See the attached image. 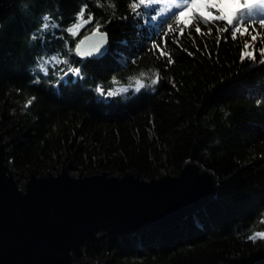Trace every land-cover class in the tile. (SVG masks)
<instances>
[{"label":"trees","instance_id":"obj_1","mask_svg":"<svg viewBox=\"0 0 264 264\" xmlns=\"http://www.w3.org/2000/svg\"><path fill=\"white\" fill-rule=\"evenodd\" d=\"M133 2L12 0L0 11V119L13 140L11 165L56 169L66 157L74 170L153 178L197 160L218 176L211 201L166 226L101 234L86 254L112 255L113 264H264V239L248 238L264 232V28L257 23L233 38L231 27L220 31L225 21L196 18L192 27L179 26L180 36L171 13L181 9L166 10L170 0L141 6L140 15ZM82 8L87 23L78 18ZM45 15L56 27L41 30ZM77 23L79 31H67ZM169 24L177 31L168 32ZM97 27L108 35V50L74 53L68 65L80 75L35 67L46 52L71 53ZM245 51L256 59L242 58ZM136 79L146 85L139 91ZM113 90L118 94L107 95Z\"/></svg>","mask_w":264,"mask_h":264},{"label":"water","instance_id":"obj_2","mask_svg":"<svg viewBox=\"0 0 264 264\" xmlns=\"http://www.w3.org/2000/svg\"><path fill=\"white\" fill-rule=\"evenodd\" d=\"M11 2L0 0V11ZM93 32L80 40L82 51L100 41ZM106 39L91 57L108 50V35ZM1 120L0 264H113V257H89L84 246L101 233L114 238L169 225L217 195L218 176L192 159L178 173L146 178L136 170L82 169L74 174L65 157L56 171L29 166L31 173L21 184L22 171L11 165Z\"/></svg>","mask_w":264,"mask_h":264},{"label":"snow or ice","instance_id":"obj_3","mask_svg":"<svg viewBox=\"0 0 264 264\" xmlns=\"http://www.w3.org/2000/svg\"><path fill=\"white\" fill-rule=\"evenodd\" d=\"M160 0H134V2L130 5V8L133 12H136L137 15H140L139 12H137L138 9L141 8V6L146 5H152L155 3H159ZM114 7V5H112ZM176 8L181 9L178 12L171 13L172 16L175 17V22L177 26L183 25L184 27H192V22L194 19L199 18L201 22H204L205 24L212 22L215 23L216 21H225L226 25L223 29H220V31H228L231 27V34L233 35V38H235V35L237 33H243L248 34L249 32V26L252 28H255L256 24L259 23V25L264 28V0H184L183 3H177L176 0H170L169 3H166V10ZM257 16H260L261 18L259 20L256 19ZM78 18L83 23H87L88 21L84 20V9L82 8L80 13H78ZM43 24L41 26V30H47L50 26L56 27L54 23L50 25L51 17L48 15H45L43 18ZM91 17H89V20ZM82 26L81 23L74 24L72 27L68 28L67 31L70 33L75 34L77 30ZM196 32H201V29L199 26H195L194 29ZM177 29L173 27L172 24L168 25V32H176ZM99 35L100 41L96 44H93L91 46V50L88 52L81 50V45L84 43V41H80V43L76 47V52L81 55H94L96 53H99L101 51V48L104 46V44L107 43V34L101 33L99 30V27L96 28V30L93 32V36ZM168 33H164V43L166 45ZM179 35H184V28L179 27ZM35 39V36L33 37ZM257 39V35H252L251 40L255 41ZM153 49L158 50L159 54L161 56L167 57V63L171 64L174 61L171 59L170 53L166 52L164 48L161 47L160 44L153 41L152 45ZM251 45L245 44V48H249ZM261 54L264 55V48L261 50ZM248 57L251 59H256L255 55L251 51H245L243 52L242 58ZM56 57H52V60H55ZM40 67L43 69L45 74H47V69L44 68L43 65H40ZM72 73L75 75H80V69H69ZM144 73H141V76H143ZM160 81V75L157 72L154 75V78L151 79L150 83L152 85H155L159 83ZM146 85L141 79H136L135 81V90L139 91L141 88H144ZM129 87H133V85H129ZM97 91L101 94L104 93V89L98 87ZM119 92H126L127 88H120L118 90ZM118 92L116 90L110 91L107 93V95L115 96ZM31 100L28 101L29 104H31ZM250 240H256L258 238L264 239V232H256L253 235L248 237Z\"/></svg>","mask_w":264,"mask_h":264},{"label":"rangeland","instance_id":"obj_4","mask_svg":"<svg viewBox=\"0 0 264 264\" xmlns=\"http://www.w3.org/2000/svg\"><path fill=\"white\" fill-rule=\"evenodd\" d=\"M82 24V23H81ZM83 26V25H82ZM81 26V27H82ZM80 27V28H81ZM54 28V27H53ZM80 28L77 30V31H79L80 30ZM95 38H97V36L95 37ZM81 40V39H80ZM91 43V42H90ZM89 44V43H88ZM87 47H90V48H87L88 49V51H90L91 50V46H87ZM72 49V48H71ZM44 50H46V51H50V49H48V47L47 48H45ZM74 51V52H73ZM73 51H71V53L70 52H68L67 53V55H61V53L60 52H52V51H50V52H52V53H49V52H46V53H44L43 54V56L40 58V59H37V63L35 64V67L36 68H38V69H41L42 71H43V69L40 67V65H43L44 66V68H46L47 69V72H48V70L51 68V67H54L55 69H56V74L58 75H60L61 77H63V76H66V75H68L69 73H71V71H69V69H75V68H77L76 66H72V65H68V64H70V61H71V59L74 57V53H77L76 52V47H75V49L73 50ZM53 53H55V54H53ZM78 54V53H77ZM105 54V53H104ZM81 56V55H80ZM52 57H56V59L55 60H52ZM81 57H91L90 55H84V56H81ZM62 59H64V60H66L65 62H66V66L65 65H59V63L61 62V60ZM72 62V61H71ZM120 82H114L113 84H119ZM1 126L3 127V123H2V120H1ZM5 132V131H4ZM7 142H9L8 143V147H7V149L9 150V154H10V160H11V156H12V154H13V140L11 139V138H9L8 137V135L6 134V132H5V138H4ZM64 162V161H63ZM70 164L71 165V163L69 162V161H65V164ZM64 165V163H62L58 168L59 169H61L62 168V166ZM39 169V168H38ZM52 171H56L57 170V168L56 169H51ZM22 171V174L19 176V182L21 183V184H24L26 181H27V177H26V175L25 174H27V175H30V173H31V170H30V168L29 167H27V168H25V169H22L21 170ZM41 171H46V170H42V169H39L38 170V172H41ZM71 171L74 173V174H79V172H81L82 170H74V169H72V166H71ZM85 172L86 173H88L89 171L88 170H85ZM18 174V173H17ZM101 234H104V233H101ZM84 249H85V246H84ZM103 257V256H102ZM107 257H112V255H104V257L102 258V259H106Z\"/></svg>","mask_w":264,"mask_h":264}]
</instances>
